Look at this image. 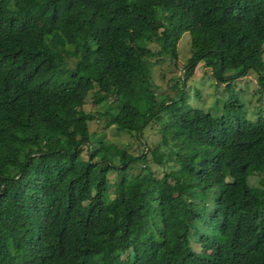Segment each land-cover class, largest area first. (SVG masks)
Here are the masks:
<instances>
[{
    "label": "trees",
    "instance_id": "16d2710c",
    "mask_svg": "<svg viewBox=\"0 0 264 264\" xmlns=\"http://www.w3.org/2000/svg\"><path fill=\"white\" fill-rule=\"evenodd\" d=\"M263 43L264 0H0V264H264Z\"/></svg>",
    "mask_w": 264,
    "mask_h": 264
},
{
    "label": "rangeland",
    "instance_id": "374dc122",
    "mask_svg": "<svg viewBox=\"0 0 264 264\" xmlns=\"http://www.w3.org/2000/svg\"><path fill=\"white\" fill-rule=\"evenodd\" d=\"M187 34L184 33L177 44V49L179 53V62L177 63V68H171V65H169V60L167 57L163 55H154L152 57H148V68L150 70V74L152 76L153 82L156 84L155 91L156 92H162V93H172L171 89L169 88V82L168 78L173 74L175 76L182 75V64L184 63V58L188 56V47L186 43ZM264 45V43H263ZM151 48L156 47L154 44L151 45ZM262 57L264 59V52L262 53ZM206 71L207 73H210L209 68L206 66V63H198L193 75L189 78V83H193L196 87L199 88L200 92V99L196 102L198 106L208 108L209 111H213V104H211L215 96L219 94V92L222 90L225 83H220L218 86V89L215 90L212 82L209 80V78H206L203 82L199 79L202 77V72ZM236 85L242 87L245 89L246 86V92H245V98L246 100H250L249 107L253 109L252 114L253 116H249L250 119L254 118V113L257 112V114H264V98L257 100L256 94L253 91L257 88L256 82H255V75L253 73H248L244 77L241 78H234L232 80ZM219 91V92H218ZM86 105L84 106L85 109H93V107L97 108L100 106V104H94V99L91 98V96H88L86 100ZM262 103V104H260ZM92 104L94 106L92 107ZM251 109V110H252ZM256 109V110H254ZM248 117V118H249ZM91 129L98 128L96 124H92ZM158 128H159V122H154L151 125H147L143 132H144V139L148 145H154L159 141V135H158ZM106 137L111 141L115 142L117 144L123 145L128 151L132 152L135 149H140V146H137L134 139L128 135L120 134L115 135V132L112 129H107L105 131ZM192 247L196 252H198V247H196L195 244H192Z\"/></svg>",
    "mask_w": 264,
    "mask_h": 264
}]
</instances>
